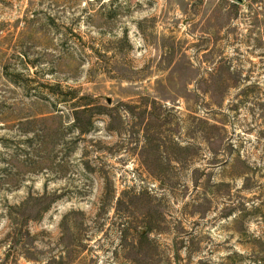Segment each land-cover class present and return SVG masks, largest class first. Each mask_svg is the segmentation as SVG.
Masks as SVG:
<instances>
[{
	"label": "rangeland",
	"instance_id": "1",
	"mask_svg": "<svg viewBox=\"0 0 264 264\" xmlns=\"http://www.w3.org/2000/svg\"><path fill=\"white\" fill-rule=\"evenodd\" d=\"M0 264H264V0H0Z\"/></svg>",
	"mask_w": 264,
	"mask_h": 264
},
{
	"label": "water",
	"instance_id": "2",
	"mask_svg": "<svg viewBox=\"0 0 264 264\" xmlns=\"http://www.w3.org/2000/svg\"><path fill=\"white\" fill-rule=\"evenodd\" d=\"M237 1H240V0H237Z\"/></svg>",
	"mask_w": 264,
	"mask_h": 264
}]
</instances>
